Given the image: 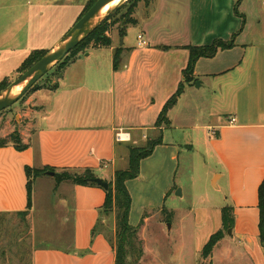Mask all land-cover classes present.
Returning a JSON list of instances; mask_svg holds the SVG:
<instances>
[{
  "label": "crops",
  "instance_id": "0c3cea01",
  "mask_svg": "<svg viewBox=\"0 0 264 264\" xmlns=\"http://www.w3.org/2000/svg\"><path fill=\"white\" fill-rule=\"evenodd\" d=\"M45 1L40 0L39 5ZM237 2L141 1L134 13L137 23L133 26L141 27L137 39L130 34L129 26L123 37L120 32L110 33L111 46L90 48L71 63L77 66L75 76L85 75L83 80L67 82L70 64L56 87L31 93V98L42 106L36 127L21 132L28 147L21 151L11 143L0 147V214L27 210L26 166L53 167L56 171L91 168L97 177L110 183L121 170L117 165L129 163L131 146H145L148 136L154 135L151 139L160 133L163 143L141 160L139 176L126 182L132 197L130 220L137 186L144 197L139 201L142 210L153 205L155 195L163 200L172 191V164L178 157V148L166 141L165 132L174 126V110L190 92L197 100L211 96L209 115L214 117L213 123L196 126L205 129V146L218 162L212 172L213 183L216 179L214 186L225 197L222 208L233 207L234 236L249 244L262 243L259 228L256 234L249 229L259 227V189L264 182V0H241V15L236 12ZM64 33L59 34L56 44ZM140 34L146 44L139 45ZM234 35L233 48L197 61V80L185 86L170 110L171 125L156 127L164 105L183 81L190 56L188 47L209 45L216 39L230 40ZM119 38H123L122 43ZM118 49L121 61L116 69L114 56ZM90 74L94 80H87ZM39 117L43 121L37 124ZM120 132L129 133L130 138L118 141ZM43 176L32 180L30 221L31 217L35 219L37 206L34 183L46 182ZM43 184L40 187L44 188ZM52 187L55 201L46 198L43 203L48 209L54 205L63 209L61 222L64 227L72 223V231L67 239L56 235L61 245L34 247L32 264H116L115 217L112 237L101 230L94 232L99 221L100 229H104L102 223L109 215L102 208L106 190L100 185L69 182Z\"/></svg>",
  "mask_w": 264,
  "mask_h": 264
},
{
  "label": "rangeland",
  "instance_id": "374dc122",
  "mask_svg": "<svg viewBox=\"0 0 264 264\" xmlns=\"http://www.w3.org/2000/svg\"><path fill=\"white\" fill-rule=\"evenodd\" d=\"M88 1L47 0L39 5L40 0H0V81L6 76L10 77L11 82L17 79L20 76L17 68L31 50L52 49L59 34L64 30L67 33L76 23L77 16L83 13ZM129 28L130 34L137 39L141 27L130 25ZM110 33L117 35L119 24ZM122 39L119 38L118 42L121 43ZM75 67L71 64L68 69V83L80 82L85 78V75H74ZM60 75L61 71L55 68L39 80V87L51 90L58 83ZM87 80H94L91 74ZM210 97L202 96L197 100L196 96L187 92L174 110V126L165 132L166 141L178 148V157L172 164L170 194L163 200L160 195H155L153 205L142 210L139 201L144 197L140 195L139 186L134 188L136 201L130 223L138 230V239L136 248L129 250V264H264L263 244H249L246 239L234 236L232 228L231 233L225 230L224 238L211 257L202 256L203 247L211 235L222 228L221 208L226 204L224 195L214 186L216 179L213 183L212 172L218 167V162L212 150L205 146V129L196 126L213 123L214 117L209 115L212 104ZM41 106L40 101L30 95L1 111L0 138L16 131L21 135L24 130H33ZM42 121L39 117L37 124ZM152 136L146 138L144 145ZM189 145L193 148H189ZM128 167V161L117 165L118 169ZM43 178L46 182L36 180L34 183L37 206L34 212L36 220L30 218L32 226L29 218L24 220L17 214H0V264H32L34 247L61 245L55 240L57 234H61L63 239L70 237L72 223L64 227L61 222L65 211L53 208L56 205L48 209L43 203L46 198L55 201L52 190V185H56L55 178ZM48 183H51L50 191ZM41 184L44 188L40 187ZM114 217L110 212L102 223L104 229H100L99 221L94 232L101 230L106 237H112ZM142 219L144 222L140 225ZM258 228L256 225L249 232L256 234ZM140 247L142 253L139 252Z\"/></svg>",
  "mask_w": 264,
  "mask_h": 264
},
{
  "label": "trees",
  "instance_id": "16d2710c",
  "mask_svg": "<svg viewBox=\"0 0 264 264\" xmlns=\"http://www.w3.org/2000/svg\"><path fill=\"white\" fill-rule=\"evenodd\" d=\"M145 1L147 3L150 0H129L121 7L113 11L94 31H92L83 41H81L55 68L61 71L60 78L63 76L65 69L70 65L78 55L87 52L90 48L109 47L112 45L111 29L119 24V32L123 37L126 34L127 28L130 25H135L137 19L134 17L136 7L139 2ZM96 2V0H90L83 12V14ZM241 0H238L236 6V12L241 15L238 10V6ZM122 8H126L125 11ZM83 14L79 17L81 18ZM78 18V19H79ZM235 46V35L230 40L216 39L209 45L203 46H189L190 51L189 61L186 68L183 71V81L180 83L177 91L170 97V99L164 105L161 113L156 122V127L162 128L163 126H170L171 121L169 118L170 110L177 104L180 96L184 92L185 86L188 84H194L197 80L195 75V66L200 58H212L219 50L230 49ZM47 49H35L17 69V72L21 75L30 69L36 62H38L46 53ZM121 51L118 49L114 56V67H119L121 57ZM53 69V70H54ZM51 70L49 73H51ZM48 73V74H49ZM48 74L46 76H48ZM43 79V78H42ZM11 83L8 77L4 78L0 82V92H2ZM39 82H37L21 99H25L31 95L35 90L40 89ZM55 84L54 87L57 86ZM53 87V88H54ZM13 144L18 150H24L28 147L22 140L21 135L16 131L4 138H0V147L8 144ZM163 143L162 133L158 136L149 139L145 146L130 148L129 167L127 169L117 170L114 180L110 182V187L106 190V199L103 205L105 213H115L116 221V264H129L128 256L130 248L134 250L137 245V232L136 227L130 224V213L132 207V197L128 190L126 182L131 179H135L140 174L141 160L150 156L154 149ZM26 175L28 177V208L25 211L17 212L15 214L27 219L32 207V180L37 177L48 175V172H54V178L57 184L62 182H69L76 185H98L91 182L90 179L97 175L91 168H85L82 170L63 169L56 171L53 167L33 168L26 166ZM259 236L261 242L264 243V182L259 189ZM222 220L223 227L217 232L211 235L209 241L205 244L202 250V256L204 258L211 257L213 251L218 243L224 238L225 230H229L234 226V214L232 206H224L222 208ZM144 219H142L140 225H142ZM139 252L142 253L143 249L140 247Z\"/></svg>",
  "mask_w": 264,
  "mask_h": 264
},
{
  "label": "water",
  "instance_id": "95a60500",
  "mask_svg": "<svg viewBox=\"0 0 264 264\" xmlns=\"http://www.w3.org/2000/svg\"><path fill=\"white\" fill-rule=\"evenodd\" d=\"M128 1L96 0L52 49L48 50L38 62L0 92V112L12 107L21 100L39 80L53 70L58 63L94 31L113 11ZM108 5L110 7L105 9ZM54 174V172H48V175L54 176ZM90 181L102 186L105 190H108L110 187L108 181L97 176L91 178ZM230 230L229 233H231Z\"/></svg>",
  "mask_w": 264,
  "mask_h": 264
},
{
  "label": "built area",
  "instance_id": "2783aa9c",
  "mask_svg": "<svg viewBox=\"0 0 264 264\" xmlns=\"http://www.w3.org/2000/svg\"><path fill=\"white\" fill-rule=\"evenodd\" d=\"M138 39H139V45L146 44V41L143 39V36L141 34L138 36ZM129 138H130L129 133H126V132L117 133V140L118 141H125Z\"/></svg>",
  "mask_w": 264,
  "mask_h": 264
},
{
  "label": "bare ground",
  "instance_id": "6f19581e",
  "mask_svg": "<svg viewBox=\"0 0 264 264\" xmlns=\"http://www.w3.org/2000/svg\"><path fill=\"white\" fill-rule=\"evenodd\" d=\"M111 5V4H110ZM110 5H108L105 9H107L108 7H110Z\"/></svg>",
  "mask_w": 264,
  "mask_h": 264
}]
</instances>
